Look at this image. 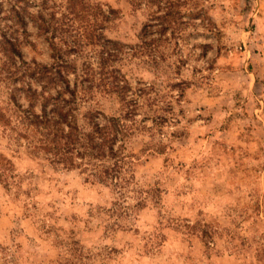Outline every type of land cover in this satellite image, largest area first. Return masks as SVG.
Instances as JSON below:
<instances>
[{"label":"rangeland","instance_id":"rangeland-1","mask_svg":"<svg viewBox=\"0 0 264 264\" xmlns=\"http://www.w3.org/2000/svg\"><path fill=\"white\" fill-rule=\"evenodd\" d=\"M92 2L118 12L106 36L123 51L102 74L98 48L71 58L96 72L77 115L134 114L128 182L34 153L2 87L12 124L0 125V264H264V0H180L178 25L144 40L151 11ZM28 31L26 60L53 64ZM113 69L129 84L124 100L105 85Z\"/></svg>","mask_w":264,"mask_h":264},{"label":"trees","instance_id":"trees-1","mask_svg":"<svg viewBox=\"0 0 264 264\" xmlns=\"http://www.w3.org/2000/svg\"><path fill=\"white\" fill-rule=\"evenodd\" d=\"M57 1L0 0V89L4 88L18 113V139L26 140L34 153L47 156L53 164L80 169L96 182L122 188L136 158L128 151V141L139 126L129 108L123 117L89 111L81 123L77 115L79 100L88 97L91 86H86V82L93 83L96 72L93 69L94 73L80 74L78 65L71 60L74 55L83 54L86 47L98 48L95 53L102 70L98 74L104 73L123 51L106 36L108 25L118 18V12L112 8L105 10L92 0ZM130 2L137 10L152 13L154 23L144 25L142 40L150 27H157L162 37L183 18L177 10L185 5L180 0ZM161 10L166 12L162 14ZM30 22L49 43L53 64L26 60L22 47L29 37ZM159 40L154 39V43ZM90 65L84 63L83 67ZM110 74L106 87L124 100L129 89L127 80L117 70ZM11 124L0 110V125Z\"/></svg>","mask_w":264,"mask_h":264}]
</instances>
